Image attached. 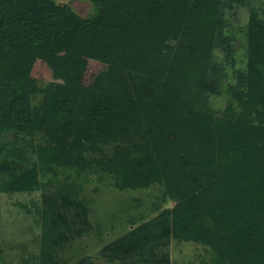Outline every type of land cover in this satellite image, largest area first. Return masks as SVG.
Here are the masks:
<instances>
[{
  "label": "trees",
  "instance_id": "1",
  "mask_svg": "<svg viewBox=\"0 0 264 264\" xmlns=\"http://www.w3.org/2000/svg\"><path fill=\"white\" fill-rule=\"evenodd\" d=\"M87 1L97 13L79 15L56 0H0V191L44 188L54 166L80 178L113 174L118 189L163 181L173 205L102 245L95 258L173 264L164 248L174 239L210 249L208 258L186 264H264V127L233 119L228 108L225 117L214 116L209 85L196 89L169 77L176 63L167 39L196 33L200 25L193 1ZM244 1L220 0L213 47L232 40L230 15ZM40 50H69L123 66L133 96L58 81L41 85L30 74ZM109 140L134 146L96 155ZM76 185L63 178L61 205H73L86 223ZM47 206L42 251L23 254L21 264H58L53 250L72 237L67 208L58 210L52 199ZM92 261L85 255L73 264Z\"/></svg>",
  "mask_w": 264,
  "mask_h": 264
},
{
  "label": "rangeland",
  "instance_id": "2",
  "mask_svg": "<svg viewBox=\"0 0 264 264\" xmlns=\"http://www.w3.org/2000/svg\"><path fill=\"white\" fill-rule=\"evenodd\" d=\"M192 1L201 13L200 25L196 33L181 31L177 37L167 39L176 63L171 67L170 79L196 89L209 85L207 100L214 116L225 117L228 108L233 119L264 127V0H245L235 9V13L230 15L233 38L218 47H213V42L220 0ZM56 3L69 4L79 15L97 13V6L87 0H56ZM30 74L41 85L58 81L133 96L130 79L123 66L69 50H40ZM3 100L0 87V103ZM41 133L42 130L36 132V139ZM128 137L136 140L137 144L142 143L137 134L131 133ZM128 141L103 142L102 151L95 154L110 155L117 145L133 147L134 142ZM262 145L264 154V140ZM68 172V169L54 166V170L46 172V186L30 193L0 191V264H21L23 254L41 253L43 211L50 199L58 210L67 208L65 213L72 231V237L53 250L58 264H73L85 255L93 257L91 264H109L95 258L102 245L173 205L163 181L146 187L118 189L114 185L113 174L102 173L99 178L98 174L88 173L80 178L75 172ZM65 176L78 185L77 198L88 210L86 223L74 215L73 205L69 208L61 205V197L66 192L59 194L58 185ZM78 229H82V233L76 234ZM164 249L173 264H186L190 260L210 256L209 248L190 240L172 239Z\"/></svg>",
  "mask_w": 264,
  "mask_h": 264
}]
</instances>
